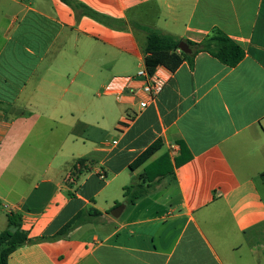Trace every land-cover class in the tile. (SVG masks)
Listing matches in <instances>:
<instances>
[{"label": "crops", "instance_id": "crops-1", "mask_svg": "<svg viewBox=\"0 0 264 264\" xmlns=\"http://www.w3.org/2000/svg\"><path fill=\"white\" fill-rule=\"evenodd\" d=\"M78 1L194 43L219 29L245 57L161 67L164 90L141 111L140 79L121 101L102 90L146 67L144 33L78 18L60 0H0V234L9 215L34 241L79 223L8 263L264 264V0ZM158 161L170 177L126 203L124 188Z\"/></svg>", "mask_w": 264, "mask_h": 264}, {"label": "trees", "instance_id": "trees-1", "mask_svg": "<svg viewBox=\"0 0 264 264\" xmlns=\"http://www.w3.org/2000/svg\"><path fill=\"white\" fill-rule=\"evenodd\" d=\"M69 6L78 18L88 17L103 26L117 31H128L129 27L134 33L145 34L146 42L143 47L145 56V66L150 73H154L159 67H164L170 71L177 70L185 61L193 62L194 58L206 52L218 59L222 64L235 67L245 57L244 50L231 38L219 29H213L203 41L194 43L185 39H178L171 35L164 34L152 27L141 24L135 20H119L103 15L78 0H60ZM186 42L192 49L191 54H185L180 50V44ZM161 141L150 146L138 159L130 166L131 170H137L149 161L154 154L161 150ZM188 158L183 155L176 160V165L181 166ZM87 160L79 159L74 167V171L87 169ZM162 162V161H159ZM155 177L149 176V170L140 175V182L124 188L126 203L134 204L137 200L145 197L148 193L146 182H154ZM264 180V173L262 174ZM77 219L68 224L61 233L53 238H41L37 241L31 240L22 228V217L19 215L8 216V228L0 234V264H9L10 255L17 249L44 240H58L78 225Z\"/></svg>", "mask_w": 264, "mask_h": 264}, {"label": "built area", "instance_id": "built-area-1", "mask_svg": "<svg viewBox=\"0 0 264 264\" xmlns=\"http://www.w3.org/2000/svg\"><path fill=\"white\" fill-rule=\"evenodd\" d=\"M160 68H157L154 73H150L147 67H143L139 70L136 77L115 79L104 87L102 93L113 96L118 101H121L124 98L125 90L131 87L133 82L138 78L142 81V86L139 89H133L131 94L132 96H142L139 100V107L141 111L146 110L157 101L159 95L164 90L166 80L159 74ZM101 178L106 179V176L101 175Z\"/></svg>", "mask_w": 264, "mask_h": 264}, {"label": "rangeland", "instance_id": "rangeland-1", "mask_svg": "<svg viewBox=\"0 0 264 264\" xmlns=\"http://www.w3.org/2000/svg\"><path fill=\"white\" fill-rule=\"evenodd\" d=\"M27 1V0H24ZM30 2V0H28ZM26 2L27 4H29ZM139 33V32H138ZM149 172L152 173V175H155L157 178L163 177L164 179H168L170 177V174L165 171V163L163 162H153L149 167H148ZM139 178V177H138ZM136 178V180L138 179ZM259 186L262 190V193L264 195V187L262 185V182L260 181ZM160 195V194H159ZM123 205V204H121ZM262 248V246H261Z\"/></svg>", "mask_w": 264, "mask_h": 264}, {"label": "water", "instance_id": "water-1", "mask_svg": "<svg viewBox=\"0 0 264 264\" xmlns=\"http://www.w3.org/2000/svg\"><path fill=\"white\" fill-rule=\"evenodd\" d=\"M180 50L185 53V54H191L192 53V49L188 46V44L186 42H182L180 44ZM125 208V205H121L117 208H115L113 211H112V215L114 217H119L122 213V211L124 210Z\"/></svg>", "mask_w": 264, "mask_h": 264}]
</instances>
